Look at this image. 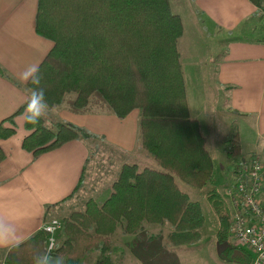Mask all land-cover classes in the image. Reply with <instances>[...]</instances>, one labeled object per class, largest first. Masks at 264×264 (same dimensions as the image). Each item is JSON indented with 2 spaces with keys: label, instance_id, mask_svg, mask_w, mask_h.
Masks as SVG:
<instances>
[{
  "label": "trees",
  "instance_id": "obj_1",
  "mask_svg": "<svg viewBox=\"0 0 264 264\" xmlns=\"http://www.w3.org/2000/svg\"><path fill=\"white\" fill-rule=\"evenodd\" d=\"M249 1L256 6L254 12L264 16V0ZM36 2L34 30L51 41L37 63L49 109L64 103L73 113L102 110L119 118L134 108L139 110L137 141L159 168L121 162L102 201L87 197L79 210L55 217L60 227L51 234L54 240L49 249V233L37 228L18 246L7 249L0 263L33 264L35 256L48 252L62 256L61 264H81L95 249L93 264H114L108 253L110 234L119 226L121 235L130 237L149 222L170 225L166 236L170 244L193 243L201 235L202 209L188 199L174 177L203 187L213 181L215 169L201 121L188 107L177 46L183 34L180 15L171 9L169 0ZM26 85L30 97L33 85ZM29 97L1 119L0 139L13 134L12 118L24 115ZM45 122L43 117L32 125L23 117L27 133L20 145L33 156L72 139L83 140L91 150L96 140L104 138L59 118ZM228 139L232 141L229 153L238 155L236 134ZM3 154L0 149V160ZM78 184L68 196L78 190ZM205 195L218 220L216 241L231 239L221 252L231 255L236 250L240 264H248V253L232 242L226 196L213 188Z\"/></svg>",
  "mask_w": 264,
  "mask_h": 264
},
{
  "label": "crops",
  "instance_id": "obj_2",
  "mask_svg": "<svg viewBox=\"0 0 264 264\" xmlns=\"http://www.w3.org/2000/svg\"><path fill=\"white\" fill-rule=\"evenodd\" d=\"M187 1L173 0V3L176 9L187 5L194 24L214 32L224 44L210 75L224 94L225 112L239 115L245 121L254 120L251 124L253 137L249 142L252 146L242 155L258 153L264 161V16L254 12L256 6L249 0H190V6ZM36 3V0H0V121L29 97L30 90L22 76L30 65H37L51 45L50 39L34 30ZM181 64L184 71L186 58L184 62L181 59ZM187 68L194 70L191 66ZM185 74L184 71V82ZM199 78L195 83L196 78H190L193 79L189 85L192 96L188 94L187 83L185 86L187 101L190 97H196L195 102L200 101L195 106L197 111L205 97L199 95L205 85L204 77L200 75ZM138 112L134 108L121 118L102 110L73 113L62 103L51 106L46 119L49 122L59 118L84 126L122 153L137 147ZM23 117L21 113L15 114L13 134L0 139V149L4 153L0 160V229L7 224L19 243L37 228H42L45 218L52 217L50 215L61 208V203L83 177L90 151L83 140L72 139L33 156L20 145L27 133ZM122 243L120 264L137 262V248L132 245L127 248V244ZM6 250L0 248V257ZM251 256L247 255L248 261Z\"/></svg>",
  "mask_w": 264,
  "mask_h": 264
},
{
  "label": "rangeland",
  "instance_id": "obj_3",
  "mask_svg": "<svg viewBox=\"0 0 264 264\" xmlns=\"http://www.w3.org/2000/svg\"><path fill=\"white\" fill-rule=\"evenodd\" d=\"M169 2L173 11L178 10L177 12L183 22L184 35L178 38L177 46H179L180 59L184 62L186 58V64L183 67L186 72L185 83L188 84L189 96H192L189 93V85H191L190 82L193 80L190 78L195 77L196 80L193 81L195 83L199 81V76L202 75L205 82L201 90L203 93L201 91L199 93L201 97L202 95L205 96L200 109L198 108L199 110L197 111L195 108L198 102L194 100L196 97H190L188 105L191 108V115L196 116L201 121L200 124L205 133V145L214 163L213 181L203 185V187H195L174 177L179 188L188 195V199L199 203L204 223L199 228L201 235L197 240L191 244L186 243L179 246L170 244L166 239L167 231L171 228L169 224L144 223L142 229L130 237L121 235V228L118 226L115 232L110 234V250H108V253L112 260L115 261L114 264H120V250H122V242H125L127 248L130 245L137 248L136 253L139 259L134 264H240V261L235 256L236 250H233L231 255L221 252L224 247H228L231 239L229 241H216L215 235L218 220L206 199L205 192L213 188L225 196L223 194L224 188L228 189L235 183V172L239 169L241 160L251 154L242 155V152L247 151L252 146L249 142L253 137L251 135V124L254 120L245 121L239 115L236 117L228 111L225 112L227 108L225 107L224 94H222L217 82L210 75L216 60L221 57V51L224 47V44L221 43L222 39L221 41L220 38L218 40L214 32L207 31L206 28L194 24L195 22L192 21L190 13L187 12V5L182 7L178 5L180 7L176 9L173 1L169 0ZM187 2L190 6L191 1ZM189 60L194 61L191 62ZM188 66H191L194 70H189ZM46 116H44L45 123L48 124ZM233 134H236L238 142L242 144L238 155L229 153L232 146L231 139L225 141L226 137L232 138ZM134 148L135 150L133 151L121 153L118 148L111 147L104 140H96L94 146L91 145V150L87 157L88 160L83 170V177H81L78 184V190L73 191L66 201L61 203V208L50 216L61 219L63 216H67L70 210H79L87 197L102 201L104 196L108 194L109 184L117 174L119 164L123 161L135 162L139 168L143 165L150 168H159L155 159L149 156L144 148L139 145L138 141L137 147ZM48 217L49 215L47 219ZM134 242L138 244L134 245ZM94 251L96 250L93 249ZM93 252H89L86 259V256H84L81 262L89 264V261H94ZM246 253L249 254L251 251L246 250ZM51 257L53 256L51 255ZM53 258L54 264L58 259H60V262L63 261L62 256Z\"/></svg>",
  "mask_w": 264,
  "mask_h": 264
},
{
  "label": "built area",
  "instance_id": "obj_4",
  "mask_svg": "<svg viewBox=\"0 0 264 264\" xmlns=\"http://www.w3.org/2000/svg\"><path fill=\"white\" fill-rule=\"evenodd\" d=\"M238 168L235 183L223 192L231 206L232 242L251 251L248 264H264V161L258 153H251ZM41 226L49 233V249L54 240L51 234L60 227L59 220L50 217Z\"/></svg>",
  "mask_w": 264,
  "mask_h": 264
},
{
  "label": "clouds",
  "instance_id": "obj_5",
  "mask_svg": "<svg viewBox=\"0 0 264 264\" xmlns=\"http://www.w3.org/2000/svg\"><path fill=\"white\" fill-rule=\"evenodd\" d=\"M22 80L33 85L30 97L26 102L24 119L27 123L37 125L49 111V104L45 99V89L41 86L39 65H30L23 74ZM8 229L7 224L4 229H0V248L11 249L19 244V241L15 239V233ZM33 264H54V258L45 252L35 256ZM55 264H61V262L55 261Z\"/></svg>",
  "mask_w": 264,
  "mask_h": 264
}]
</instances>
